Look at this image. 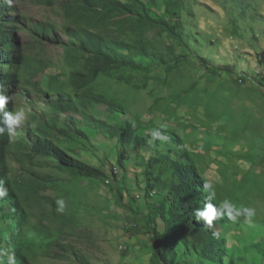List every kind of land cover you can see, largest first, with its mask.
<instances>
[{"label": "rangeland", "instance_id": "1", "mask_svg": "<svg viewBox=\"0 0 264 264\" xmlns=\"http://www.w3.org/2000/svg\"><path fill=\"white\" fill-rule=\"evenodd\" d=\"M70 1L12 0L9 6L0 0L7 6L2 23L14 34L11 56L28 59L38 71L33 75L19 60L0 62V74L16 76L4 86L12 96L6 111L25 112L0 162L11 192L0 199V249L14 251L17 264H159L140 209L157 200V190L149 197L147 192L150 157L158 158L151 169L155 176L173 178L171 163L162 160L166 155L193 166L214 186L213 203L227 198L255 209L251 221L214 222L224 248L221 263L198 255L187 238L169 249L171 263L264 264V0H141L153 17L164 16L167 4H174L183 22L182 43L151 24L118 18L98 23L95 31L110 38L185 56L171 72L154 69L149 77L158 80L143 89L105 75L82 89L72 84L70 54L75 67L87 73L79 44L69 35L77 27L65 12ZM38 24L55 33L37 36ZM134 82L143 85L144 74ZM60 83L68 84L65 91L73 97L86 92L125 108L138 144L127 145L121 155L117 140L79 118L61 117L57 128L40 134V123L55 118L52 104ZM99 117L111 125L120 122L106 113ZM155 130L178 142L150 144ZM36 142L51 143L95 176H76L38 152ZM120 156L126 158L125 170L118 168ZM57 199L65 202L63 213L55 210ZM158 229L164 232L161 220Z\"/></svg>", "mask_w": 264, "mask_h": 264}, {"label": "trees", "instance_id": "2", "mask_svg": "<svg viewBox=\"0 0 264 264\" xmlns=\"http://www.w3.org/2000/svg\"><path fill=\"white\" fill-rule=\"evenodd\" d=\"M5 12H7V6L0 2V62L6 60L5 62L14 64L15 60L22 61L26 69L33 75H37V69L28 59L11 56L9 49L12 48L11 40L14 34L11 30L6 29L9 25L2 23V16ZM65 12L67 17L77 25L76 30H71L69 35L78 42L79 50L84 56L83 70L87 74L75 67L76 58L73 54L69 55L74 66L72 84L81 89L100 75L119 79L137 89H143L147 87L149 80H158L149 77L154 69L164 67L168 72H171L186 59L185 56L178 55L174 50H171L169 54L160 53L147 45H133L95 31V28H98V23H107L118 18L123 23L132 22L136 26L148 24L157 26L173 39L182 43L183 22L173 3L167 4L164 16L156 17L151 15L141 0H128V2L123 0H71L66 4ZM54 33L55 29L49 25L38 24L35 27L37 36L51 38ZM213 72L218 73L215 69ZM140 73L144 74L146 80L143 85L134 82L135 77ZM15 77L11 73L0 74V84L10 85ZM66 87H68L67 83H60L55 87L59 95L58 101L52 104L55 118L40 123L38 126L40 134L44 135L49 130L57 128L61 117L70 120L79 118L117 140L121 155L124 154L127 145L138 144L139 136L135 124L131 120L124 119L127 115L125 108L86 92L73 97L65 91ZM103 108L105 111L102 110ZM103 113L115 119L119 118L120 122L117 125H111L99 117ZM3 126L0 123V127ZM8 137L7 131L0 135V162L3 160V149L7 145ZM163 137L167 141L178 142L175 136L163 133ZM35 148L38 152L55 158L76 176H95L92 171L84 169L83 166L72 164L66 155L51 143L36 142ZM125 159L124 156H120L118 159L117 165L121 170H125ZM157 160V157H150L145 171L148 197L151 192L157 190V200L155 203L146 201L145 207L140 209L142 210L143 226L151 238L157 262L172 264L168 257L169 249L179 240L187 238L198 255L214 263H221L224 248L219 242V235H213L214 232H218L213 227H207L203 221H196L193 216V210L197 207L202 208L205 203L207 194L202 188L203 179L193 166L163 155L162 160L169 161L173 171V178L164 180L160 176H155L151 170ZM0 179H4L1 167ZM8 193L11 192L8 191ZM159 220L164 223V232L158 229Z\"/></svg>", "mask_w": 264, "mask_h": 264}, {"label": "clouds", "instance_id": "3", "mask_svg": "<svg viewBox=\"0 0 264 264\" xmlns=\"http://www.w3.org/2000/svg\"><path fill=\"white\" fill-rule=\"evenodd\" d=\"M3 2L7 3L9 6L12 5V0H3ZM10 100H12V96L5 94L4 85L0 84V114L3 116L0 123L4 125L3 127H0V135H3L5 131H7L9 137L14 136L16 134V130L22 127L25 122V112L23 109L17 111H6V106ZM157 139H164L163 133L160 130L151 132V140L149 143L154 144ZM4 185L5 181L0 179V199H3L8 195V190ZM202 188L203 191L207 193L205 203L202 208L197 207L193 210V216L196 221H203L207 227H214V222L225 217H227L229 221L235 222L239 217H244L246 220L251 221V219L255 216V209L243 205L238 206L227 198L219 201L218 203H213L216 191L211 183H204ZM55 203L57 205L55 209L56 212L63 213L65 210L64 200L57 199ZM213 235L217 236L218 233L214 232ZM5 257L7 258L6 261L4 259ZM0 264H17L15 252L11 249H0Z\"/></svg>", "mask_w": 264, "mask_h": 264}]
</instances>
